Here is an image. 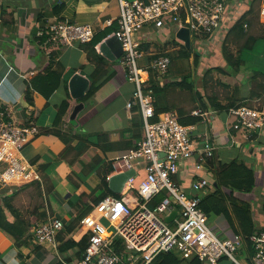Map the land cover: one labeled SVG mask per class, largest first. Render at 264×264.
<instances>
[{
	"label": "crops",
	"instance_id": "0c3cea01",
	"mask_svg": "<svg viewBox=\"0 0 264 264\" xmlns=\"http://www.w3.org/2000/svg\"><path fill=\"white\" fill-rule=\"evenodd\" d=\"M252 1L233 0L229 5V24L233 25L248 11ZM119 15L120 0H0V110L9 107L19 123L34 121L39 126L40 134L23 147L22 154L37 166L42 178L40 184L39 181H34L25 185L0 186V204L7 199L16 210L8 211L9 219L13 221L20 214L26 221H33L28 232L29 238L22 239L19 246L11 235L0 231V264H65L80 260L83 254L78 246L69 248L64 253L60 252L61 233L56 244L38 243L33 233L35 224L50 217H59L65 223L72 218L73 212L76 215L85 204L92 205L96 193L91 192V189L99 186L102 177L113 169L107 175L109 182V178L117 173L114 172V159L132 148L131 145L139 136L142 139L143 126L139 107L135 104V107L129 108L127 104L132 99L136 85L128 79L122 62L123 54L119 58H110L100 49L101 43L114 30L95 46V51L89 49L88 43L46 49L39 35L45 24L64 19L79 24H91L98 36L112 27L118 21ZM258 21L259 27L264 25V17L260 16ZM135 37L144 53L139 61L144 67L150 66L151 61L160 55L180 50L183 44L177 37V26L170 19H165L161 27L154 23L143 25ZM174 63L172 62V68L165 76H159L162 85L181 80L185 74L182 69L173 72ZM216 65L224 66L226 61L222 57V62ZM48 66L62 71L61 85L49 99L30 90L33 101H28L26 93L31 80ZM99 66H103L107 73L115 72V75L92 98L78 102L71 95V77L79 72L89 78L91 85V77ZM263 81L260 78L249 80L248 76L241 73L232 82L230 97L238 100L252 90L259 91L260 82L264 84ZM197 83L200 84L198 81ZM191 95L179 88H166L156 96V102L162 107L173 104L190 108L194 105ZM231 98L222 101L226 103ZM63 100L70 102L66 115L68 120L64 123L66 130L72 128L84 136L97 132L109 135L108 139L102 141V145L90 144L74 165L69 164L68 159L60 160L57 157L65 148V143L54 134L42 133L44 128L53 124L58 106ZM80 103H83V107L73 119L75 108ZM207 112L199 123L193 124L195 128L191 134L197 139L198 145L201 144L204 134L210 135L216 144L212 159L215 165L211 162L206 164L212 182L215 186L216 165L220 161L238 160L251 166L255 171L253 191L246 194L236 192L235 196L250 202L256 227L259 230L264 229V128L257 131L252 139H246L238 124L231 126V113L216 109ZM70 119L73 121L69 122ZM77 142L78 139H74L72 143L76 145ZM76 153L72 152L69 159L74 158ZM80 159H92L93 162L88 168L90 172L86 185L74 188L69 175L73 168L79 169ZM197 160L196 152L192 163ZM144 166L143 160L136 163L134 185L140 176L139 167L144 169ZM192 172L193 168L188 167L174 177L189 195H196L198 193L192 188L195 179ZM81 195L83 200L75 208ZM209 221L212 222L211 227L214 230L218 228L216 231L220 237L226 238L235 233L225 215H212ZM85 235V230L79 226L70 238L78 242ZM240 251L244 253L242 262H250L249 247L243 244ZM226 260L222 259L219 264H229Z\"/></svg>",
	"mask_w": 264,
	"mask_h": 264
},
{
	"label": "built area",
	"instance_id": "2783aa9c",
	"mask_svg": "<svg viewBox=\"0 0 264 264\" xmlns=\"http://www.w3.org/2000/svg\"><path fill=\"white\" fill-rule=\"evenodd\" d=\"M232 1L120 0L118 28L113 34L123 45L122 62L128 79L136 85L134 100L127 104L129 108L135 104L140 108L143 137L137 146L114 159V172L137 169L136 163L143 160L146 176L138 187L134 185L135 176L129 178L121 197L106 196L82 218L80 226L88 235L86 249L80 260L65 264H149L159 254L178 247L193 250L204 264H219L222 259L244 264L236 255L244 244L242 236L234 233L220 237L200 207L201 195L214 188L206 164L214 155L216 144L210 135L204 134L198 145L191 134L195 127L182 124L176 111L160 113L154 120L157 114L149 89L151 72L159 76L166 73L171 57L160 55L150 66L140 65L144 53L135 37L143 25L154 23L161 27L165 19H170L177 29L189 27L192 38L208 35L222 40L231 26L228 11ZM259 12L264 17V0ZM39 35L43 46L52 49L90 43L95 30L91 24L58 19L42 26ZM193 113L203 117L208 114L201 109ZM230 113L246 129V139H252L264 128V109L260 107L242 105L231 108ZM40 131L35 122L19 123L11 108L0 110V186L42 180L37 166L22 154L23 147ZM196 152L198 160L192 163ZM188 167L193 168L192 188L196 195H189L174 177ZM158 197L161 199L155 201ZM174 210L177 215L169 223L165 218ZM110 226L115 229L114 234H109ZM63 227L61 218L50 217L35 224L34 238L40 244H56ZM250 241L252 263L264 264V229L252 234Z\"/></svg>",
	"mask_w": 264,
	"mask_h": 264
},
{
	"label": "trees",
	"instance_id": "16d2710c",
	"mask_svg": "<svg viewBox=\"0 0 264 264\" xmlns=\"http://www.w3.org/2000/svg\"><path fill=\"white\" fill-rule=\"evenodd\" d=\"M258 7L259 0H253L249 10L246 11L233 25L230 26L229 30L222 39L223 42L221 46V53L224 60L226 61V65H215L206 68L201 79V84L197 83L198 76L196 68L201 62L202 55L195 49L194 45L199 44V42H202V40L205 38H209L208 35L197 36L196 39L192 38L190 48L186 47L185 43L182 42L183 44L180 50L168 54L171 57V64L167 72L172 68V62H179V66L175 67L173 65L174 69L172 71L176 72L179 69H182V71L184 70L185 74L182 76L181 80L166 82L162 85L157 72H151L149 89H152L151 95L154 100L157 114L154 120L158 119V115L160 113L176 111L182 124L193 125L199 123L203 117L193 113L196 109H201L202 111L216 109L228 112L230 114L231 108H237L239 106L248 104L253 106V104H251V100H254L255 98L263 100L261 108L264 109V84L261 82L259 91L252 90L248 95L243 96V98L238 100L232 99L229 94V97L227 98L231 99H228L229 101L226 103L222 101L217 91H214L213 93L208 91L209 83L215 79L219 85L229 89V93H231L230 90L235 77L243 73V66L249 60L250 56L253 57L252 53L255 52L259 39L264 38V25H261L260 27L258 26V20L260 18V12L257 9ZM117 28L118 21H116L112 27L101 32L98 36L95 34L94 39L88 43L89 49L95 51V46ZM256 30H258L259 33H256ZM232 46L237 48L236 52L232 50ZM190 65H193L191 70ZM214 72L218 74L217 78L214 77ZM166 73L161 76H165ZM62 74V71L60 72L58 70H54L51 66H48L46 70L40 72L37 77L31 80L30 86L27 88V100L30 102L33 101L30 97V90L37 91L49 99L56 89H58V87L61 85ZM114 75L115 72L110 71L107 73L104 71L103 66H99L91 77V85L87 90L86 95L78 99V102L87 101L92 98L95 93ZM258 77L264 80V70L260 71V74L258 70H255V73L251 75L252 79H257ZM166 88H179L182 91L190 92L192 94L191 96L194 105H192L190 108H187L183 105L174 106L173 104L165 107L159 106V104L156 102V96L158 97L159 92L165 90ZM69 106V100H63L58 106V113L53 124L44 128L42 133L54 134L58 136L65 143V148L58 155L59 159H68L69 164L74 165V162L79 159V157L88 147H90V144L102 145V141L108 139L109 135L105 132H97L94 134H86V136H84L83 134L75 132L72 128L66 130L64 128V123L66 120H68L66 115L69 111ZM72 121V119L69 120V122ZM141 124L143 125V122H141ZM74 139H78L76 145H73L72 143ZM138 139L140 140V136ZM138 139H136L137 141L131 145L132 147L137 146L139 142ZM74 151L77 152L76 156L69 159L70 154ZM92 159L90 161H84L80 159L79 169L73 168L71 171L69 180L72 182L74 188L86 185V178L90 172L88 168L89 165H91V162H93ZM212 159L213 156L209 157L207 162H211V164L215 165ZM112 170H110L108 173H110ZM108 173L102 177V181L99 186L91 189V192L94 191V193H96V196L92 200V205L85 204V207L81 209V211L76 212V215H74L73 212L72 218L68 222L64 223L63 229L58 234L59 236L61 233L62 236V244L59 245L60 252L64 253L69 248L78 246L81 253L84 254L88 243V235L86 234L83 236L78 242L70 238L72 237L71 235L74 234L79 228L82 218L88 214L91 209H93L95 204L110 194L120 196V194H116L111 191L109 182L107 180ZM215 176V186L208 193L201 195L200 207L207 213L209 219L212 215L226 216L235 233L241 235L244 244L249 247L250 256L248 258L250 262L246 261L244 263L253 264L252 256L254 253L251 247L250 236L259 229L256 227V223L253 219L252 206L250 202L239 199L237 196H235V193H250L253 191L255 187V171L251 166H248L244 162H239L238 160H232L229 162L220 161L216 165ZM160 199L161 197H158L155 201ZM78 200L79 201L75 205V208L79 203L82 202L83 196L81 195ZM10 210L16 212V210L6 199L3 204H0V231H5L11 235L15 243L19 246L22 243V239L29 238L28 232L33 226V221H26L25 219L21 218L20 214L16 215L12 221L8 217V211L10 212ZM179 252L181 251H177V249H175L169 252L161 253L156 256L149 264H184V262H186V264H204L196 255L192 258L187 257L186 255L183 257Z\"/></svg>",
	"mask_w": 264,
	"mask_h": 264
},
{
	"label": "rangeland",
	"instance_id": "374dc122",
	"mask_svg": "<svg viewBox=\"0 0 264 264\" xmlns=\"http://www.w3.org/2000/svg\"><path fill=\"white\" fill-rule=\"evenodd\" d=\"M171 22L174 23L173 20ZM255 32L259 33L258 30H256ZM194 36H193V38L196 39L197 35H194ZM222 42L223 41L221 39L220 40H216V38L212 37V38H209V39L205 38V39L202 40V42H199V44L194 45L195 49L198 52H200V54L202 55L201 62L199 64V66L197 67V70H198V73H197L198 77L197 78H198V82L200 84H201V79H202V77L204 75V72H205L206 68H208L209 66H215L216 64H219L220 62H222V57H223L222 53H221ZM232 50H234L236 52L237 48L232 46ZM252 54H253V57L255 58V60H254V58L252 56H250L249 60L243 66V74L245 76H248L249 80L252 79L251 75H253L255 73V70H258L259 74H260V71L264 70V38H260L259 39L257 48L255 49V52H253ZM139 61H140V59H139ZM191 62H192V59H191ZM173 65L175 67H177V66L180 65V63L179 62H175ZM190 66H191L190 67V70H191L193 65H190ZM216 75H217L216 72H214V77L215 78H216ZM258 78H260V77H258ZM260 79L263 80L262 78H260ZM208 91L210 93H213L214 91H217L219 97L223 101L227 100V97L230 94L229 93V89L219 85L215 79H213L209 83ZM134 93H135V91H134ZM134 93H133V96L131 97L132 98L131 100H134ZM262 102H263V100L262 99H258V98H255L254 100H251V104H253V107H260L261 108ZM249 106H251V105H249ZM231 116H232L231 126H234L235 123L237 124V117L235 115H231ZM239 130L241 132H245L246 131V129L243 126H239ZM139 170H140V176L135 181V186L136 187L139 186L140 182L142 181V179L145 176V170L143 168H141V167H139ZM25 184H27V183H20V184H17V185H25ZM238 193L239 194H242V193L246 194L245 192H238ZM116 197H121V194H120V196L116 195ZM103 222H104V224H106V226L109 225V222L107 220L104 219ZM211 224H212V222H210V225ZM216 230H218V228H216ZM114 233H115V229L112 226H110L109 227V234H114ZM241 248L236 253V255L239 257L240 260L243 258V255H244V253L242 251H240ZM176 249H177V251H181L179 253L183 257L185 255L187 257H191V258L195 256L194 251L191 250V249L182 250L180 247H178ZM184 264H186V262H184Z\"/></svg>",
	"mask_w": 264,
	"mask_h": 264
},
{
	"label": "water",
	"instance_id": "95a60500",
	"mask_svg": "<svg viewBox=\"0 0 264 264\" xmlns=\"http://www.w3.org/2000/svg\"><path fill=\"white\" fill-rule=\"evenodd\" d=\"M177 37L183 43H185L186 47L190 48L192 43V33L189 27H180L177 29ZM101 51L103 54L110 58H119L123 54V45L121 41L115 34L108 36L100 46ZM71 95L75 99H80L86 95V92L90 86V80L88 77L84 76L83 74L77 72L75 73L69 82ZM83 107V103H80L74 111L72 118H75L76 113ZM136 170L134 168L123 171L117 172L113 174L109 178V187L112 192L114 193H121L125 187L126 182L129 178L136 176ZM177 215V210H174L166 216L165 220L169 223L173 222L174 218ZM229 264H232L231 260L227 259Z\"/></svg>",
	"mask_w": 264,
	"mask_h": 264
},
{
	"label": "clouds",
	"instance_id": "9594fccd",
	"mask_svg": "<svg viewBox=\"0 0 264 264\" xmlns=\"http://www.w3.org/2000/svg\"><path fill=\"white\" fill-rule=\"evenodd\" d=\"M114 193V192H113ZM111 195V194H110ZM115 196V195H114Z\"/></svg>",
	"mask_w": 264,
	"mask_h": 264
}]
</instances>
